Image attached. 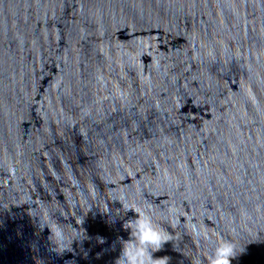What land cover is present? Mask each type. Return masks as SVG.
Returning <instances> with one entry per match:
<instances>
[{
	"label": "water",
	"instance_id": "95a60500",
	"mask_svg": "<svg viewBox=\"0 0 264 264\" xmlns=\"http://www.w3.org/2000/svg\"><path fill=\"white\" fill-rule=\"evenodd\" d=\"M137 212L264 264V0H0V264H114Z\"/></svg>",
	"mask_w": 264,
	"mask_h": 264
},
{
	"label": "clouds",
	"instance_id": "9594fccd",
	"mask_svg": "<svg viewBox=\"0 0 264 264\" xmlns=\"http://www.w3.org/2000/svg\"><path fill=\"white\" fill-rule=\"evenodd\" d=\"M123 227L129 231V239L120 238L123 243L114 264H168V257L153 258L152 254L171 241V233L156 224L151 215L137 212L135 218L124 222ZM50 232L53 242L58 246L62 244L63 230L57 226ZM201 235L203 239H209L207 234ZM100 242H103L102 238ZM237 254L231 241L218 242L208 256V264H231Z\"/></svg>",
	"mask_w": 264,
	"mask_h": 264
}]
</instances>
